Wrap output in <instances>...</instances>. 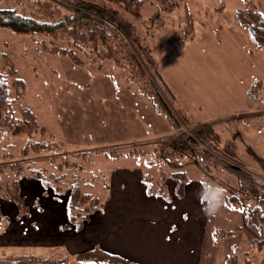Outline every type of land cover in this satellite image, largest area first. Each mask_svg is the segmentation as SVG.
<instances>
[{
    "label": "rangeland",
    "instance_id": "1",
    "mask_svg": "<svg viewBox=\"0 0 264 264\" xmlns=\"http://www.w3.org/2000/svg\"><path fill=\"white\" fill-rule=\"evenodd\" d=\"M36 1L47 0H0V7L28 14L36 10ZM55 1L75 7L73 3L77 0ZM97 1L101 0L94 3ZM156 5L157 0H143L137 18L123 14L154 59V75L150 66L142 64L146 76L185 132L171 129L175 134L171 133L174 136L170 140H165L164 117L155 116L157 113L148 101L136 92L138 83H133L128 73L126 53L118 56L120 67L93 55L87 58L75 49L83 63L77 68L69 58L45 51L50 46L48 38L0 27V52L8 54L16 74L25 83L24 92L15 104L28 107L38 123L60 144L58 152L50 151L36 158V162H28L30 168L49 167L47 179V173L54 171L48 156H55V166L63 161L64 155L71 153L112 150L116 153L112 157L93 153L91 162L81 173L63 167L61 171L66 178L61 185H77L83 192L101 197L100 185L96 186L95 182L106 177L113 167L134 168L136 161L153 192L157 189V166L164 172L183 169L190 177L199 176L207 185H215L214 179L201 175L198 169L201 167L193 156L185 154L188 152L186 141L192 137L211 152L237 159L243 170L255 176L264 175V47H257L247 28L238 23V18L249 19L250 13L259 8L264 12V0H181L174 9L161 12H157ZM139 59L142 58L139 56ZM121 60L126 61L125 66ZM250 86L252 99L246 94ZM8 143L15 146H6ZM23 144L21 139H5L0 133V153L13 154L10 159L0 158V164L23 159L17 154ZM130 150H134L131 156ZM33 158L29 156L28 161ZM66 160L72 161L73 157L70 155ZM195 166L198 167L195 169ZM223 174L219 176L226 178ZM10 179L11 175L4 169L0 181ZM33 180L43 185L41 180ZM44 188L55 195L56 201L68 193L66 190L65 195L62 192L58 196L51 187ZM216 202L215 217L208 220L209 225L228 221L240 224L241 212L237 208L227 209L230 213H226L222 209L223 200ZM59 230L80 231L74 227L65 229L63 225ZM251 236L248 229L236 232L234 238H229L234 249L225 242L210 249L205 245L202 264H221L219 255L226 248L229 253L240 254L237 264H243V257H248L253 264H264L263 249L250 247ZM63 247L65 244L57 245L43 256L63 258V264H102L80 263L74 258L76 254L64 252ZM25 255L12 254L11 258Z\"/></svg>",
    "mask_w": 264,
    "mask_h": 264
},
{
    "label": "trees",
    "instance_id": "2",
    "mask_svg": "<svg viewBox=\"0 0 264 264\" xmlns=\"http://www.w3.org/2000/svg\"><path fill=\"white\" fill-rule=\"evenodd\" d=\"M180 1L157 0V12L170 11L177 7ZM35 3L37 5L36 10L30 11L28 14L18 13L13 8L0 7V27H6L16 33L32 37L48 38L50 46L49 48L45 47V51L69 58L77 68H81L83 63L74 52L75 49L83 52L87 58L93 55L95 58L105 59L120 67L118 56L122 52L126 53V61L128 62L124 60L121 62H124V66L125 62L127 63L126 67L132 82L138 83L136 92L148 101L155 113L164 117L170 129L173 131L178 129L177 132L185 134L179 126L180 123L174 119L156 92L154 85L148 79L149 77L146 76V68L142 64L144 62L148 67L150 66L154 75L156 71L154 59L150 50H145L141 39L123 14L126 13L125 15L128 14L137 18L140 15L139 11L143 0H101L97 3H94V0H77L76 3H73L75 7L60 2L56 3L55 0L36 1ZM54 6L58 7L57 10L54 9ZM64 9H66L65 12L62 11ZM250 14L249 19L238 18V23L247 28L253 43L257 47H264V12L259 8L258 11H252ZM39 44L43 45L42 42ZM9 59L8 54L0 52V133L5 139L23 140L24 144L19 148L17 154L24 158L15 161L9 160L0 164V176L4 173V169H7L8 174L11 175L10 180L0 181V199L16 204L18 216H21L28 212V207L20 196L18 186L20 179L41 180L44 187H51L58 196L68 190L67 194L64 192V195L66 194L65 211L68 222L63 226L65 229L74 227L76 230H80L91 215L103 210V197H105L108 185L104 178L95 182L96 186L100 185L101 197L83 192L77 185L64 187L61 183L66 175L61 170L64 167L81 173L84 171V166L91 162L93 153L111 157L115 156L116 153H113L112 150L104 152L100 150L93 153L89 151L75 152L67 156L64 155L63 161L55 166L53 165L55 156H48L49 166L54 167V171L47 173V179L45 175L49 167L30 168L28 162H36V158L47 155L50 151L58 152L60 144L54 141L53 134L49 130L38 123L35 114L28 107L15 104L16 98L24 92L25 83L16 74V70ZM138 81H141L140 84ZM251 92L252 87L250 86L246 90L250 99H252ZM31 138L38 140L31 141ZM186 142L188 152L185 154L192 155L203 173L211 180L214 179L215 185H207L206 183L203 185L202 197L205 204L210 206L214 199L219 198L228 208H237L243 217L242 224L235 225L231 229H215L212 232L213 238H229L243 228L248 229L252 234L250 247L255 246L264 251V175L255 176L243 170L237 159L228 157L223 153L211 152L202 144H197L192 137L188 138ZM6 146L13 147L15 145L8 143ZM133 152L134 150H130L128 155L131 156ZM70 155L73 160L68 162L66 158ZM29 156L34 158L28 161ZM8 157L10 159L13 154L0 153V158L6 160ZM76 159H80V161H76ZM157 171L160 175L157 184L165 178H169L174 182L175 198H181L186 183L185 173L174 171L165 176L160 166H157ZM215 173L218 177L214 176ZM223 173L227 179L232 178V182L219 176L224 175ZM142 180L150 192L147 179L142 178ZM6 220L7 218L0 214V222ZM232 247L233 249L236 248L235 245ZM239 257L238 252L232 251L225 256L223 263L237 264ZM74 258L80 263L138 264L120 256L106 253L99 247L80 252ZM262 259L264 260V253ZM32 261H37V264L64 263L63 258L55 260L36 257L32 254L22 256V258L17 257V259L11 258V256L0 258V264H34ZM243 264H253V262L248 257H243Z\"/></svg>",
    "mask_w": 264,
    "mask_h": 264
},
{
    "label": "crops",
    "instance_id": "3",
    "mask_svg": "<svg viewBox=\"0 0 264 264\" xmlns=\"http://www.w3.org/2000/svg\"><path fill=\"white\" fill-rule=\"evenodd\" d=\"M166 127L165 140H170L175 133L168 124ZM169 148L174 151V147ZM138 165L136 161L134 168L113 167L108 171L104 177L108 189L103 197V210L91 215L78 232L59 230L67 222L65 196L64 201H56L55 195L38 181L19 180L20 196L28 212L18 216L16 204L0 199V214L7 218L0 222V258L19 253L44 257L57 245L65 244L64 252L73 255L99 247L138 264H202L205 245L210 249L217 243L233 244L229 238L235 235L213 238L215 229L227 230L235 224L228 221L209 225L208 220L215 217L213 205L219 198L210 206L205 204L202 178L190 177L183 169L161 170L165 176L174 171L185 173L183 196L176 199L174 182L169 178L157 184L154 192H148ZM156 174L160 180L158 171ZM222 209L230 213L225 204ZM242 222L240 213V224ZM228 254L227 248L220 253L221 264Z\"/></svg>",
    "mask_w": 264,
    "mask_h": 264
}]
</instances>
